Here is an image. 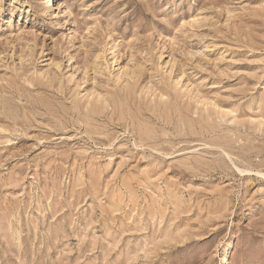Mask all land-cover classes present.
Instances as JSON below:
<instances>
[{
  "label": "rangeland",
  "instance_id": "rangeland-1",
  "mask_svg": "<svg viewBox=\"0 0 264 264\" xmlns=\"http://www.w3.org/2000/svg\"><path fill=\"white\" fill-rule=\"evenodd\" d=\"M0 264H264V0H0Z\"/></svg>",
  "mask_w": 264,
  "mask_h": 264
},
{
  "label": "bare ground",
  "instance_id": "bare-ground-1",
  "mask_svg": "<svg viewBox=\"0 0 264 264\" xmlns=\"http://www.w3.org/2000/svg\"><path fill=\"white\" fill-rule=\"evenodd\" d=\"M50 1H52V0H43V2H49L50 3ZM52 6H53V4H51ZM55 5V4H54ZM49 6V5H48ZM224 260H225V257H224Z\"/></svg>",
  "mask_w": 264,
  "mask_h": 264
}]
</instances>
